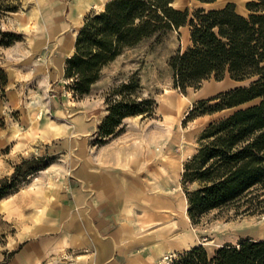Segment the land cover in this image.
I'll return each instance as SVG.
<instances>
[{
	"label": "crops",
	"instance_id": "crops-1",
	"mask_svg": "<svg viewBox=\"0 0 264 264\" xmlns=\"http://www.w3.org/2000/svg\"><path fill=\"white\" fill-rule=\"evenodd\" d=\"M107 1L23 0V10L6 17L3 26L21 32L23 40L2 49L0 64L9 80L0 111L6 105L18 112L14 130L23 151L36 139L50 141L53 115L67 111L65 58L74 52L85 14ZM248 1L221 0L209 8L233 2L237 12L247 15ZM38 54L44 63L31 68ZM75 127L88 133V119ZM143 149L147 145L140 136L122 133L111 139L110 156L68 157L65 167H58L61 172L44 169L29 186L1 199L0 218L15 230L0 248V264H158L165 255L199 244L179 182L183 161L194 150L175 157L156 151L142 156Z\"/></svg>",
	"mask_w": 264,
	"mask_h": 264
},
{
	"label": "trees",
	"instance_id": "trees-1",
	"mask_svg": "<svg viewBox=\"0 0 264 264\" xmlns=\"http://www.w3.org/2000/svg\"><path fill=\"white\" fill-rule=\"evenodd\" d=\"M173 2L108 0L100 11L85 15L74 52L65 58V87L82 97L125 50L148 40L160 44L171 31L188 26V46L168 58L173 88L184 93L210 78L237 84L195 101L185 116L184 121H190L224 112L204 125L196 152L183 164L187 215L195 225L206 213L225 207L238 214L264 213V0L246 2L247 15L237 12L233 2L220 8L198 7L191 13ZM18 9L17 0H0V21ZM18 40L20 34L0 26V46ZM6 80L0 69L1 90ZM108 96L107 113L98 126L101 140L118 134L124 118L152 116L157 106L152 95H142L137 70L115 83ZM51 161L46 153L22 158L0 178V200L16 193ZM170 264H264V239L241 237L212 253L197 244L176 252Z\"/></svg>",
	"mask_w": 264,
	"mask_h": 264
},
{
	"label": "rangeland",
	"instance_id": "rangeland-1",
	"mask_svg": "<svg viewBox=\"0 0 264 264\" xmlns=\"http://www.w3.org/2000/svg\"><path fill=\"white\" fill-rule=\"evenodd\" d=\"M17 2L19 3L18 11L23 10L25 6L23 0H17ZM220 2L221 0H216L213 3L201 2L200 0H174L173 6L180 9L187 8L191 13L198 7L207 9L211 5L216 6ZM100 7L102 5H96L88 13L100 11ZM8 15L9 13L3 15L0 21V26L4 30H9L3 26V23H8L6 22L8 21L6 19ZM82 20H84V17ZM188 31V26H182L171 31L160 44L152 45V40H148L132 49L125 50L102 70L100 79L93 85L90 93L82 97H75L72 92L66 89L65 84L67 81L62 76L63 87L68 96L64 105V110L67 111L63 112L62 116L53 115L50 141L43 142L36 139L28 144L27 152L23 151L22 146H19L20 136L14 130V126L18 124V112L4 105L0 111V178L9 175L13 171V166L22 158L31 154L41 155L46 153L52 159L50 164L30 175L26 183L19 189L21 190L29 186L34 177L44 169L50 168L46 171L49 174L61 172L58 167H61V165L65 167L66 158L68 157L82 154L110 156L111 139L125 132L131 138L140 136L141 140L146 143L147 150H141L142 156L146 154L154 155L156 151L158 155L182 157L187 152L194 150L183 161L184 164L196 152L197 139L204 125L209 120L224 113L204 115L190 121H184L188 110L195 101L209 98L233 87L228 78L220 81L210 78L203 81L198 88H187L184 93L173 88L172 72L168 66V58L177 50H183L188 46L189 41L186 39ZM13 32L20 34L21 40H23L21 32ZM16 42L8 46H0V61L5 57L3 47H9ZM43 63V55H35L31 68ZM0 69L5 72L7 77L6 85L2 90L0 88V101L2 102L5 99L9 76L1 64ZM136 70L140 79L142 95L150 94L157 101L155 111L152 116L137 115L124 118L119 126L121 131L118 134L101 140L103 138L98 136V126L107 113L106 99L109 97L111 88L120 79ZM28 102L35 103L33 99H29ZM76 111H80L77 116L75 115ZM81 118L89 121L88 133L81 134L75 127ZM130 145H132V141H130ZM156 145L158 150H155ZM132 150H135L134 147H132ZM101 151L103 152L101 153ZM179 182L180 191L184 194L181 175ZM193 227L199 244H202L209 253H212L213 249L225 241L235 240L246 235L263 237L264 213L238 214L233 207H225L221 210L206 213ZM14 230L15 228L12 227L11 222L0 218V248ZM175 253L168 254L169 260L162 261V257L158 264H170Z\"/></svg>",
	"mask_w": 264,
	"mask_h": 264
},
{
	"label": "bare ground",
	"instance_id": "bare-ground-1",
	"mask_svg": "<svg viewBox=\"0 0 264 264\" xmlns=\"http://www.w3.org/2000/svg\"><path fill=\"white\" fill-rule=\"evenodd\" d=\"M74 23V22H73ZM188 29V28H187ZM73 34V33H72ZM189 37V36H188ZM159 162V161H158ZM161 165V164H160ZM178 171V170H177ZM176 172V171H175ZM174 194H177L176 192L174 193ZM158 196V195H157ZM174 196H177V195H174ZM167 197V196H166ZM168 198H170V196L168 197ZM159 199H162V198H160L159 197ZM178 199H179V197H178ZM178 199L176 198V200L178 201ZM5 200V199H4ZM170 200V199H169ZM160 201V200H159ZM168 201V200H167ZM175 201V200H174ZM179 202V201H178ZM179 203H181V201L179 202ZM155 205V204H154ZM156 206V205H155ZM173 206V205H172ZM178 207V206H177ZM175 208V207H174ZM183 209H184V206H183ZM174 211V210H173ZM175 212V211H174ZM177 212V211H176ZM178 215V214H177ZM183 216V215H182ZM179 218V217H178ZM177 219V218H176ZM181 220V219H180ZM172 221V220H171ZM177 222H178V220H177ZM171 223V222H170ZM183 223V222H182ZM167 224V223H166ZM178 224V223H177ZM186 224V223H185ZM158 225V224H157ZM164 225V224H163ZM162 226V225H161ZM187 226V225H186ZM160 227V226H159ZM158 227V228H159ZM163 227V226H162ZM184 227V226H183ZM179 230H180V228H179ZM178 231V230H177ZM183 231V230H182ZM173 232V231H172ZM175 232V231H174ZM177 233V232H176ZM171 234V233H170ZM169 234V235H170ZM187 234V233H186ZM172 236V235H171ZM168 237V236H167ZM173 237V236H172ZM189 237V236H188ZM184 238V237H183ZM182 238V239H183ZM179 239V238H178ZM194 243V242H193ZM192 245V244H191ZM187 247V246H186ZM188 248V247H187Z\"/></svg>",
	"mask_w": 264,
	"mask_h": 264
},
{
	"label": "built area",
	"instance_id": "built-area-1",
	"mask_svg": "<svg viewBox=\"0 0 264 264\" xmlns=\"http://www.w3.org/2000/svg\"><path fill=\"white\" fill-rule=\"evenodd\" d=\"M169 259H170V257H169L168 255H165V256H163L162 261H164V260H169Z\"/></svg>",
	"mask_w": 264,
	"mask_h": 264
}]
</instances>
